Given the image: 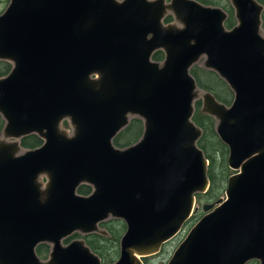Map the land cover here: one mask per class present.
<instances>
[{
	"label": "water",
	"instance_id": "95a60500",
	"mask_svg": "<svg viewBox=\"0 0 264 264\" xmlns=\"http://www.w3.org/2000/svg\"><path fill=\"white\" fill-rule=\"evenodd\" d=\"M230 1L232 30L224 9L196 0H10L0 15V61L12 64L0 78V264H102L84 240L63 241L101 233L110 217L127 224L115 264H143L181 233L210 188L190 73L202 57L234 93L230 106L204 93L202 112L235 173L168 264H264L263 6ZM169 12L176 24H164ZM131 116L143 136L116 148ZM30 135L43 144L23 148ZM82 184L93 194L78 195ZM40 243L51 245L47 261Z\"/></svg>",
	"mask_w": 264,
	"mask_h": 264
},
{
	"label": "trees",
	"instance_id": "16d2710c",
	"mask_svg": "<svg viewBox=\"0 0 264 264\" xmlns=\"http://www.w3.org/2000/svg\"><path fill=\"white\" fill-rule=\"evenodd\" d=\"M200 3L213 6L223 7L228 13L229 17L226 21V27L232 28L235 25L234 10L227 0H197ZM263 6L262 22L264 28V0H257ZM222 8V9H223ZM170 18L168 19V21ZM152 59L154 61H163L164 53L157 51L153 54ZM12 70V64L4 61H0V78L7 76ZM191 74L196 79L198 86L206 91L211 92L218 101L230 104L233 99V93L227 86V84L213 71L204 69L198 65H195L191 69ZM201 103H196V111L193 117L194 122L202 129V137L198 142V146L203 150L205 157L209 161L208 177L210 180V188L205 194H198L197 204L200 206L199 211L193 216L196 218L200 212V217L203 216L202 206L203 202L214 201L221 198L227 186V180L232 175V170L228 166V147L222 143L216 132V121L214 118L205 115L201 112ZM5 121L0 115V136L2 134ZM144 132L143 122L139 119L131 120L128 127L119 133L114 139V144L117 147L125 148L138 142ZM43 141L37 135H30L21 140V145L24 148L33 149L39 147ZM91 188L86 185H82L79 188V193L82 195L89 194ZM106 227L109 236H103L100 234H91L86 236V242L90 248L100 256L103 264H112L116 258H119L120 240L125 232V225L118 220H110L103 225ZM77 236V235H74ZM110 248L116 247L110 251ZM50 252L48 245H40L37 248V253L42 258H47ZM162 253V252H161ZM161 253L150 257H158ZM149 258H145L148 264ZM248 264H259L257 261H251Z\"/></svg>",
	"mask_w": 264,
	"mask_h": 264
},
{
	"label": "flooded vegetation",
	"instance_id": "af4514ba",
	"mask_svg": "<svg viewBox=\"0 0 264 264\" xmlns=\"http://www.w3.org/2000/svg\"><path fill=\"white\" fill-rule=\"evenodd\" d=\"M197 1V0H196ZM199 2V1H198ZM167 3H170V0H169V2H168V0H167ZM232 7V6H231ZM233 8V7H232ZM234 10V9H233ZM227 13V12H226ZM263 14V13H262ZM227 15H228V13H227ZM228 17H229V15L227 16V19H228ZM170 18V20L168 21V19ZM234 18H235V11H234ZM227 19H226V21H227ZM226 21H225V27H226ZM176 24L175 23V19H174V17H173V14L172 13H168L167 15H166V17L164 18V24L165 25H170V24ZM238 24V22H237V19L235 18V25L232 27V28H227L226 27V29L227 30H232L236 25ZM262 27H263V22H262ZM158 51H162V50H158ZM157 52V51H156ZM163 52V51H162ZM164 53V52H163ZM152 57H153V55H152ZM202 58H205V57H202ZM201 58V59H202ZM200 59V60H201ZM165 60V53H164V59H163V61ZM200 60L195 64V65H198L199 66V62H200ZM152 61H154L153 59H152ZM163 61H160L159 63H162ZM154 62H158V61H154ZM204 62H205V60H204ZM194 65V66H195ZM193 66V67H194ZM192 67V68H193ZM201 67V66H200ZM191 68V69H192ZM202 68H204V69H207L205 66H204V63H203V65H202ZM191 69H190V73H191ZM207 70H211V69H207ZM211 71H213V70H211ZM213 72H215V71H213ZM217 75H218V73L217 72H215ZM192 75V74H191ZM193 76V75H192ZM219 76V75H218ZM220 77V76H219ZM92 78L93 79H98V76L97 75H93L92 76ZM193 78H194V76H193ZM221 78V77H220ZM195 79V78H194ZM222 79V78H221ZM196 80V79H195ZM223 80V79H222ZM224 81V80H223ZM225 82V81H224ZM197 83V82H196ZM226 83V82H225ZM227 84V83H226ZM198 85V84H197ZM228 86V85H227ZM199 87V86H198ZM229 87V86H228ZM199 91H200V95H199V97L200 96H202L204 93H208L209 91H206V90H203V89H201L200 87H199ZM229 89H230V87H229ZM231 90V89H230ZM232 91V90H231ZM209 93H211V92H209ZM233 93V92H232ZM212 94V93H211ZM213 95V94H212ZM214 96V95H213ZM198 97V98H199ZM215 97V96H214ZM197 98V99H198ZM216 98V97H215ZM195 100L194 101V114H195V111H196V103L197 102H201L200 100ZM217 100V99H216ZM218 101V100H217ZM233 101H234V93H233V99H232V102L230 103V104H225V103H222V102H220V101H218V102H220V103H222V104H224V105H226V106H230L232 103H233ZM202 106H201V108H200V110H201V112H202V107H203V96H202ZM203 113V112H202ZM203 114H205V113H203ZM205 115H207V114H205ZM209 116V115H208ZM193 117H194V115H193ZM211 117V116H210ZM213 118V117H212ZM133 119H139V120H141L142 122H143V120L141 119V118H139V117H134V116H131L130 118H129V122H128V124L121 130V131H123L126 127H128V125L130 124V122H131V120H133ZM215 120V119H214ZM194 121V120H193ZM216 121V120H215ZM63 125V127H65V126H67L68 125V127H71V125H70V122L68 121V120H64L63 121V123H62ZM216 124H217V121H216ZM65 125V126H64ZM143 127H144V122H143ZM120 131V132H121ZM71 132V131H70ZM119 132V133H120ZM119 133L113 138V144H114V139L119 135ZM143 136V135H142ZM219 137V136H218ZM142 138V137H141ZM42 140V139H41ZM140 141V140H139ZM138 141V142H139ZM138 142H136V143H138ZM21 143V142H20ZM135 143V144H136ZM223 143V142H222ZM43 144V143H42ZM41 144V145H42ZM224 144V143H223ZM40 145V146H41ZM134 145V144H133ZM22 146V145H21ZM39 146V147H40ZM114 146L116 147V148H119V149H124V148H120V147H117L115 144H114ZM132 146V145H131ZM128 147H130V146H128ZM24 148V147H23ZM38 148V147H37ZM125 148H127V147H125ZM25 149H28V148H25ZM33 149H35V148H33ZM229 150V149H228ZM233 171V170H232ZM234 173H235V171H233ZM233 173V174H234ZM40 180H41V182H42V185H43V189L45 188V186H46V184H47V181H48V179H47V177L46 176H42L41 178H40ZM82 185H86V186H89L90 188H91V192L89 193V194H86V195H82V194H80L79 193V188L82 186ZM82 185H80L78 188H77V193H78V195H81V196H85V197H88V196H90V195H92L93 194V187L92 186H90V185H88V184H82ZM196 203H197V199H196ZM199 211V210H198ZM197 211V212H198ZM196 212V213H197ZM201 212H203L202 210H201ZM195 213V214H196ZM110 220H118V221H120V222H122L124 225H125V232L123 233V235H122V238H123V236L125 235V233H126V231H127V224H126V222L124 221V220H122V219H118V218H112V217H110V218H108V219H106V220H104V221H102V222H100L99 223V227H100V230L102 231V232H104V233H98V232H94V233H90V234H87V235H91V234H100V235H103V236H109V234H108V231H107V229H106V227H104L103 225H104V223H106V222H108V221H110ZM74 235H77V236H79V235H82V234H80V233H75V234H73L71 237H69L68 239H66V240H64L63 241V245H68L70 242H72V241H74V240H78V239H74L75 237H77V236H74ZM87 235H82V236H84V238H82V240H84L85 241V243L87 244V242H86V236ZM179 235V234H178ZM177 235V236H178ZM176 236V237H177ZM175 237V238H176ZM122 238H121V240H122ZM121 240H120V251H121ZM173 240V239H172ZM171 240V241H172ZM170 242V241H169ZM43 244H45V245H48L49 247H50V252H49V254H48V256H47V258H42V257H40L39 255H38V253H37V248L40 246V245H43ZM167 244V243H166ZM88 245V244H87ZM89 246V245H88ZM90 247V246H89ZM179 247V246H178ZM177 247V248H178ZM176 248V249H177ZM162 249H163V246H162V248H161V250H160V252L159 253H161L162 252ZM92 250V249H91ZM93 251V250H92ZM176 251V250H175ZM174 251V252H175ZM94 252V251H93ZM50 253H51V245H49V244H47V243H40L39 245H37V247H36V254L38 255V257L42 260V261H47L48 259H49V256H50ZM95 253V252H94ZM159 253H157V254H159ZM96 254V253H95ZM157 254H155V255H157ZM96 255H98V254H96ZM155 255H153V256H155ZM153 256H149V257H146V258H150V257H153ZM98 257L100 258V256L98 255ZM119 258H120V254H119ZM119 258L117 259V261L119 260ZM101 259V258H100ZM141 260H142V262H143V264H146L147 262L145 261V258H140ZM101 261H102V259H101ZM116 261V262H117ZM115 262V263H116ZM145 262V263H144ZM114 263V264H115ZM102 264H103V262H102Z\"/></svg>",
	"mask_w": 264,
	"mask_h": 264
},
{
	"label": "rangeland",
	"instance_id": "374dc122",
	"mask_svg": "<svg viewBox=\"0 0 264 264\" xmlns=\"http://www.w3.org/2000/svg\"><path fill=\"white\" fill-rule=\"evenodd\" d=\"M169 2V0H168ZM10 3V0H0V15L6 10V8L8 7ZM227 3H229L231 5V1L227 0ZM261 4V3H260ZM223 8V7H220ZM224 9V8H223ZM225 10V9H224ZM264 29V28H263ZM205 58H202L200 60V62L198 63L199 66L202 67L203 63H204ZM197 100H200L202 102V96H200ZM200 102V103H201ZM202 106V103H201ZM65 126V125H64ZM65 129H67L68 131H70L71 129H69L68 125L64 127ZM71 128V127H70ZM229 156V155H228ZM234 172L232 171V174ZM229 179V178H228ZM228 181V180H227ZM226 190V189H225ZM225 197V193L221 198ZM218 200V199H217ZM214 201H207V202H203L202 204H206V203H213ZM196 207H200L197 203H196ZM198 216L196 218H191L189 221H187V223L184 225L183 230L181 231V233L174 238L172 241L168 242L167 244H165L163 246L162 249V253L155 258H149L148 260V264H168V262L170 261L174 251L176 250V248L180 245V243L185 239V237L187 236V234L190 232V230L195 226V224L198 223V221L203 217H200V212L197 214ZM204 215V212H203ZM84 238V236L79 235L77 237H75L74 239H82ZM112 245L109 244V249L110 251L113 249H117L116 247L114 248H110ZM119 250H120V246H119ZM118 257L116 258L115 262L117 261ZM114 262V263H115ZM112 263V264H114ZM145 263V262H144Z\"/></svg>",
	"mask_w": 264,
	"mask_h": 264
}]
</instances>
